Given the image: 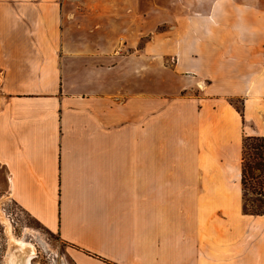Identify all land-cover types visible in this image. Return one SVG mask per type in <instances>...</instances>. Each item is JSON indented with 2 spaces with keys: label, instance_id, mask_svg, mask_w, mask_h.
I'll use <instances>...</instances> for the list:
<instances>
[{
  "label": "crops",
  "instance_id": "obj_1",
  "mask_svg": "<svg viewBox=\"0 0 264 264\" xmlns=\"http://www.w3.org/2000/svg\"><path fill=\"white\" fill-rule=\"evenodd\" d=\"M65 4L0 0L9 198L73 264H264V214L241 184L243 140L264 137L263 68L191 45L193 94L139 95L138 58L63 28Z\"/></svg>",
  "mask_w": 264,
  "mask_h": 264
},
{
  "label": "rangeland",
  "instance_id": "obj_2",
  "mask_svg": "<svg viewBox=\"0 0 264 264\" xmlns=\"http://www.w3.org/2000/svg\"><path fill=\"white\" fill-rule=\"evenodd\" d=\"M65 3L63 28L99 31L106 36L101 39L108 46L119 48L116 55L133 57L134 61L135 56L138 58L139 95L174 98L193 94L186 88L185 65L190 58L200 56L187 53L191 45L218 48L219 52L214 50L205 56L219 63L223 61L233 67L253 63L264 72V0H65ZM232 47L237 48L234 53L229 51ZM231 103L241 111L240 100ZM247 146L243 156L245 210L264 213V141H252ZM254 146L259 148L253 150ZM11 240L19 241L25 245L24 252L31 253L28 264H73L67 254L69 247L41 228L9 198L5 172L0 168V264H6L9 251L14 259L25 256Z\"/></svg>",
  "mask_w": 264,
  "mask_h": 264
},
{
  "label": "bare ground",
  "instance_id": "obj_3",
  "mask_svg": "<svg viewBox=\"0 0 264 264\" xmlns=\"http://www.w3.org/2000/svg\"><path fill=\"white\" fill-rule=\"evenodd\" d=\"M6 227H7V231L9 232V224L8 223H6ZM7 232V233H8ZM11 241H13L14 243H15V245H19L20 247H19V251L22 253L21 255H25L23 258H19V260L18 259H14L15 257H14V254H12L10 251H9V253H8V251H7V260L5 261L6 262V264H28V256L31 254V253H29V254H27L26 252H24L25 250L22 248L23 246L25 247V245H23V244H21L19 241H14V240H11ZM31 246V245H30ZM31 251V250H30ZM33 251V250H32ZM34 252V251H33ZM17 254V253H16ZM31 257V256H30ZM16 258H17V256H16Z\"/></svg>",
  "mask_w": 264,
  "mask_h": 264
},
{
  "label": "trees",
  "instance_id": "obj_4",
  "mask_svg": "<svg viewBox=\"0 0 264 264\" xmlns=\"http://www.w3.org/2000/svg\"><path fill=\"white\" fill-rule=\"evenodd\" d=\"M252 141H264V138L263 137H261V138H259V137H249V138H245L243 140V145H242V150H243V152H242L243 153L242 154V178H241V184H242L243 188L245 186V177H246L245 168L243 166V162H244V157L243 156L245 155V152L248 149V146H247L248 143L252 142ZM258 148H259V146L252 147L253 150H257ZM248 213H250L252 215H263L264 214V213H251V212H248Z\"/></svg>",
  "mask_w": 264,
  "mask_h": 264
}]
</instances>
